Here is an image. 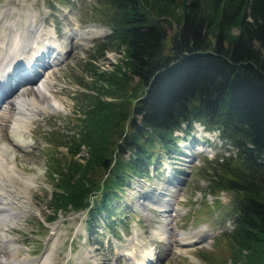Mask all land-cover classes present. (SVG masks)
Here are the masks:
<instances>
[{"label": "trees", "instance_id": "16d2710c", "mask_svg": "<svg viewBox=\"0 0 264 264\" xmlns=\"http://www.w3.org/2000/svg\"><path fill=\"white\" fill-rule=\"evenodd\" d=\"M103 5L112 11L106 41L124 57L110 73L90 63L75 142L51 164L54 215L86 211L93 232L113 229L125 187L149 179L157 155L178 150L176 131L199 123L230 151L209 163L211 192L232 194L230 264H264V0H96L94 9ZM124 68L143 84L133 103L120 98ZM96 168L100 185L89 179Z\"/></svg>", "mask_w": 264, "mask_h": 264}, {"label": "rangeland", "instance_id": "374dc122", "mask_svg": "<svg viewBox=\"0 0 264 264\" xmlns=\"http://www.w3.org/2000/svg\"><path fill=\"white\" fill-rule=\"evenodd\" d=\"M95 5L96 0H0V18L5 16L17 23L16 27H7L0 22V32L8 37L22 29L25 37L23 31H28L32 22L46 35L43 44L48 41L51 45L46 59L40 58L30 73L36 74L39 70L37 78L47 75L44 80L51 85L48 98L57 102L53 112L35 117L24 138L18 135V140L23 139L27 144L25 147L8 146L7 149L3 144L9 140L7 126L0 121V142L6 151V160L0 162V169L6 167L8 174L15 178L16 187L9 189L13 194L17 190L21 192L20 204L24 209L16 222L8 220V227L0 224L7 230L15 222L6 235L12 238L14 250L17 247L15 254L12 247H6L2 257L8 264H23L25 258L28 259L26 264H140L147 260L153 264H230V244L223 233L232 228L226 214L232 194L211 192L212 171L209 167L210 162L228 154L227 147L217 132L207 133L199 123L175 133L179 150L170 155L158 154L154 166L150 167L149 179L136 178L125 187L121 199L112 204L114 209L118 207L113 229L99 223L95 225L96 233L93 232V226L87 224L86 211L66 210L54 215L50 204L55 185L50 174L51 164L55 159L67 156L65 145L75 142L78 119L83 117L79 97L91 92L90 63L100 71L110 73L115 72L116 64L124 57L115 45L106 41L111 33L109 18L112 11L105 5L94 9ZM176 28L173 22L168 29L165 41L168 48ZM7 37L1 39L5 41ZM102 44L105 45L103 53L99 48ZM61 48L64 50L60 59L56 58L53 63L55 51L57 53ZM48 58L51 64L47 63ZM124 70L126 85L120 98L124 96L133 103L143 93V84L137 77L129 75L126 68ZM32 77L28 76V81L24 82L22 77L18 88L24 89L27 96L34 94L41 103L42 97L36 93L35 78ZM14 86L8 92L9 96L14 94ZM0 104L6 106L7 103L3 99ZM121 125L118 132L113 133V143L119 131H126L127 122ZM182 150H186L187 155H182ZM85 155L86 151L81 148L76 157ZM104 177L103 171L97 168L89 175L97 185ZM8 184L12 185L11 182ZM167 198L171 205L165 212L161 200ZM111 232L116 238L111 237ZM198 232L204 234V238L186 245L189 240L185 239ZM177 234L183 239L181 244L176 242Z\"/></svg>", "mask_w": 264, "mask_h": 264}, {"label": "bare ground", "instance_id": "6f19581e", "mask_svg": "<svg viewBox=\"0 0 264 264\" xmlns=\"http://www.w3.org/2000/svg\"><path fill=\"white\" fill-rule=\"evenodd\" d=\"M7 13L10 12L8 11ZM0 22H3L7 27H16L17 24L9 21V19H5V16H2L0 18ZM21 31L22 29H17L14 33L10 32L11 34H9L8 37L7 34H4L3 31L0 32V101L5 99V103H7L6 106H3L4 104H0V121L6 123L7 126L6 133L9 140H7L6 143H3L6 144L5 146H7V149L9 147H25L27 144H25V141L23 139L19 141L18 135L24 138L25 132L30 129V125L35 120V117L40 113L53 112L57 104V102L55 103L53 99L48 98L49 96L47 92L50 90L51 85H48L47 81L44 80V78L47 79V75L37 78L38 73L34 74V86L38 96L42 97L41 103L37 101L34 94L27 96L24 89H21L20 87L18 88L19 80H21V78L24 76L22 73L27 69H29V71L33 70V67L36 66L35 64H37V61H39L40 58L46 59V53L48 52L47 50L51 46L48 41L44 42L43 44V41L46 39V35L44 36L42 33H40L39 29H37L36 24H33L32 22L29 23V32L27 30L23 31V33H25V37L21 33ZM4 36L7 37L5 41L1 39ZM63 50L64 49L61 48V50H57V53L55 51V55H59V57L53 55L54 57L51 59L53 63H55L56 58L57 60L60 58ZM33 54H35V56L31 58ZM49 56L51 57V55ZM49 61L50 59L48 58L47 63H49ZM43 65L44 63L42 64V66ZM3 71H5L6 73H4ZM10 71H13L11 77H9L8 75ZM15 76L16 78H14ZM13 78L16 79L15 82H13ZM12 85H15L14 87L16 88V90L13 92L14 96H9L8 92L13 89ZM10 109L12 111H10ZM13 113H15L16 116H14ZM1 144L2 143L0 142V162L6 160L4 158V152L6 151ZM13 159H15V157H13ZM8 182H11L12 185L10 186ZM9 187H16L15 178L10 173L8 174V170L6 169V167L5 169L4 167H2V169H0V224H4V226L7 227L9 223L8 220H15L16 222L20 214L24 212V209L20 204L22 202V200H20L22 198V195H20L21 192L17 190V192L13 194V190H10ZM25 192L26 188L23 192L24 195ZM161 193L162 192L159 191L158 194L161 195ZM157 196L158 195L156 194V197ZM157 200H159V197H157ZM154 201L156 202V200ZM161 201H164V203H162L165 206L162 211L166 212L167 207L171 205L170 199L167 198ZM15 222H13L7 230H5L4 227L0 226V264H8V260L4 259L1 255L6 247H12L13 254L16 253L17 247L14 250L15 247L14 245H12V238L6 235V231H9L13 227ZM162 234L164 235L165 233ZM202 238H204V234L198 232L192 237L185 239L186 241L189 240L186 245H190L191 243L196 241V239ZM181 240H183L182 237L180 236V234H177L176 242L181 244ZM13 261L18 262L15 259H13ZM25 261L28 262V259L25 258L23 264H26ZM140 264H153V261L148 260V262H143Z\"/></svg>", "mask_w": 264, "mask_h": 264}]
</instances>
